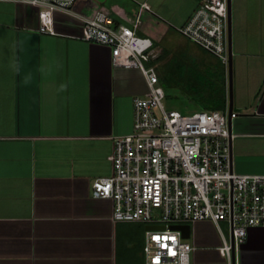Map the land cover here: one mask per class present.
Returning <instances> with one entry per match:
<instances>
[{
    "label": "crops",
    "instance_id": "0c3cea01",
    "mask_svg": "<svg viewBox=\"0 0 264 264\" xmlns=\"http://www.w3.org/2000/svg\"><path fill=\"white\" fill-rule=\"evenodd\" d=\"M201 1L75 0L72 9L104 10L112 26L151 37L159 83L171 67L191 107L217 105L212 88L223 83L225 109L228 68L177 30ZM38 13L25 0H0V264H147L146 224L113 220L112 200L91 190L112 172L114 137L132 130L145 77L113 65L107 45L82 39L75 15L55 11L48 33ZM231 91L233 168L264 173V0H231ZM224 226L191 223L190 264H228ZM235 256L264 264V227H252Z\"/></svg>",
    "mask_w": 264,
    "mask_h": 264
},
{
    "label": "built area",
    "instance_id": "2783aa9c",
    "mask_svg": "<svg viewBox=\"0 0 264 264\" xmlns=\"http://www.w3.org/2000/svg\"><path fill=\"white\" fill-rule=\"evenodd\" d=\"M25 1L39 7L40 32H55V11L73 14L82 21V39L107 45L113 65L138 68L145 77L146 92L133 97L132 130L114 137L112 172L95 178L91 190L112 200L115 221L164 225L146 229L147 264H190L194 246L170 225L204 219L218 226L227 221L230 239L220 230L219 250L236 264L249 230L264 227V173L233 168L231 120L237 113L228 104L224 111L186 114L166 108L156 66L145 63L157 56L152 38L128 25L112 26L106 11L87 17L73 11L75 0ZM177 30L228 68V0H202Z\"/></svg>",
    "mask_w": 264,
    "mask_h": 264
},
{
    "label": "rangeland",
    "instance_id": "374dc122",
    "mask_svg": "<svg viewBox=\"0 0 264 264\" xmlns=\"http://www.w3.org/2000/svg\"><path fill=\"white\" fill-rule=\"evenodd\" d=\"M155 60L151 61H145L146 65L149 64H155ZM169 68H166L165 72H163V79L161 80V84H163L166 95L163 98V103L166 106V108H174L181 113H192L194 111L199 110V107H191V102L187 100V98L183 95V93H177L174 89V79L172 76V70ZM147 90V89H146ZM187 106V107H186ZM189 106V107H188ZM224 111L225 109H219ZM224 232L228 233V228L226 226L223 227Z\"/></svg>",
    "mask_w": 264,
    "mask_h": 264
},
{
    "label": "water",
    "instance_id": "95a60500",
    "mask_svg": "<svg viewBox=\"0 0 264 264\" xmlns=\"http://www.w3.org/2000/svg\"><path fill=\"white\" fill-rule=\"evenodd\" d=\"M228 25H229V64H228V72H229V109L231 110L232 103V91H231V0H228ZM230 121V119H229ZM146 228H164V225H146ZM170 228L179 229L182 232V237L189 238L190 236V225L189 224H171ZM232 240V238H231ZM233 262L235 263V258L233 255Z\"/></svg>",
    "mask_w": 264,
    "mask_h": 264
},
{
    "label": "trees",
    "instance_id": "16d2710c",
    "mask_svg": "<svg viewBox=\"0 0 264 264\" xmlns=\"http://www.w3.org/2000/svg\"><path fill=\"white\" fill-rule=\"evenodd\" d=\"M156 61V58L153 59V61ZM223 66V63H222ZM224 94H225V90H224V84L222 83L221 86H217L215 87V85L212 88V96L215 99H220L221 101L217 104V105H211L209 107H206L204 109L206 110H215V109H221L223 108V103H224Z\"/></svg>",
    "mask_w": 264,
    "mask_h": 264
}]
</instances>
